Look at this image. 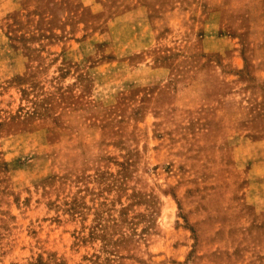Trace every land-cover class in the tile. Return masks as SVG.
Masks as SVG:
<instances>
[{
	"label": "rangeland",
	"instance_id": "rangeland-1",
	"mask_svg": "<svg viewBox=\"0 0 264 264\" xmlns=\"http://www.w3.org/2000/svg\"><path fill=\"white\" fill-rule=\"evenodd\" d=\"M255 44L264 0H0V264H264Z\"/></svg>",
	"mask_w": 264,
	"mask_h": 264
},
{
	"label": "crops",
	"instance_id": "crops-1",
	"mask_svg": "<svg viewBox=\"0 0 264 264\" xmlns=\"http://www.w3.org/2000/svg\"><path fill=\"white\" fill-rule=\"evenodd\" d=\"M253 47L254 49L252 50V56H253L252 61H253V67L255 68L254 69L255 70L254 80L256 83H258L262 87L260 114H258V117H256L254 120L255 121L259 120L260 119L259 115H260L261 119L263 120V129H262L263 135L259 137L258 136L249 137V141L251 143L253 150L255 151V153L257 152V154H254L252 156V161H251L252 163H251V168L249 171H251L254 179L258 176L259 177L261 176L263 177V181H264V48H262V45L260 44H255ZM257 49L258 51L263 50V56L259 55V52L256 51ZM236 104H237L236 108L240 110V112L243 114V111H244L243 107L239 106L238 103ZM221 121H222V125L224 126V128H226L227 121L224 118H221Z\"/></svg>",
	"mask_w": 264,
	"mask_h": 264
}]
</instances>
